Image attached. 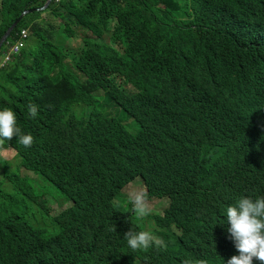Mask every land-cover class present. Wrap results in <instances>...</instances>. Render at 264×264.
Wrapping results in <instances>:
<instances>
[{
    "label": "trees",
    "instance_id": "obj_1",
    "mask_svg": "<svg viewBox=\"0 0 264 264\" xmlns=\"http://www.w3.org/2000/svg\"><path fill=\"white\" fill-rule=\"evenodd\" d=\"M46 1L0 0V40L22 12L34 10L3 45L27 32V47L11 68L0 70V108L16 113L18 127L34 143L26 148L13 138L0 145V153L7 148L18 157L11 163L0 158V264L197 260L196 250L211 234L225 235L226 209L242 196L237 185L259 164V153L243 161L226 151L237 193L216 180L197 190L210 210L205 224L175 195L178 202L164 214L150 208L147 217L137 218L123 190L141 180L148 198L165 196L159 189L164 177L200 171L181 161V140L215 123L242 129L232 121L260 117L264 13L253 0H53L35 11ZM47 17L63 19L51 23ZM144 27L160 28L158 34L178 49L161 75L149 68ZM121 36L136 41L114 60L133 93L121 82L112 84L103 65L101 51ZM68 43L80 47L67 49ZM104 81L114 85L107 102L117 114L98 94ZM29 102L38 105L35 119L27 113ZM44 210L54 215L52 231L41 226ZM130 229L150 231L167 247L134 252L124 238Z\"/></svg>",
    "mask_w": 264,
    "mask_h": 264
},
{
    "label": "clouds",
    "instance_id": "obj_2",
    "mask_svg": "<svg viewBox=\"0 0 264 264\" xmlns=\"http://www.w3.org/2000/svg\"><path fill=\"white\" fill-rule=\"evenodd\" d=\"M51 3L47 7L44 5L37 8L38 11L35 9V11H45ZM250 4L264 13V0H253ZM32 11L34 10L24 11L27 13L14 30L23 18ZM161 31L160 28L144 27L143 34H149V37L142 43L144 50L150 52L149 68L159 75L163 74L166 67L173 63L178 50L170 38L158 34ZM26 33L23 30L21 37L17 38L16 41H9L3 47L11 34L5 40L0 49V64L2 65L0 70L11 68L15 63L16 55L27 47L28 44L24 42ZM135 43V40H127L124 36H121L115 43L109 41L108 51H101L105 71L110 72L109 80L112 84L121 82L119 85H123L131 93L135 91V88L127 85V80L125 82L121 80L123 68L116 65L114 60L115 56L121 57L127 51H132ZM172 45V50L167 55V47ZM113 86L104 81V88L98 94L103 98L105 96L104 107L113 114H117L118 110L114 107L108 108L109 103L107 102V93L109 89L112 92L114 91ZM177 90L178 88L174 89V93ZM26 108L29 117L35 119L38 114V105L29 102ZM84 108L85 110H93L94 107L84 106ZM232 122L239 124L242 129L228 123H215L208 128L189 134L180 141L184 143L180 153L181 161H191L198 165L199 172L189 175L183 169L176 176L171 173L164 177L160 181L162 186L159 189H165L166 195L161 198L154 197V199H150L142 191H133L128 197L132 205V212L137 218H145L150 214L148 199L150 202H154L161 214H164L165 210L170 208L172 204L183 198L185 211L189 214L194 213L195 217L205 224L209 221L210 210L205 199L197 193V190L203 189L208 180H216L227 190L237 193L234 188V168L224 158L226 151L229 149L239 160L243 161L249 160L259 153V164L249 170L248 175L241 178L237 185L242 196L226 209L225 235L216 236L211 234V237L196 250L198 259L195 261L183 260L182 264H220L223 261H226V264H264V197L260 195L264 192V106H261L258 119ZM13 138H16L17 143L26 148L31 147L34 143L33 136L25 134L18 127L16 113L11 108H0V145L5 141H11ZM164 140L166 141V137H164ZM8 152L10 154L6 158ZM1 157L7 160L8 163L18 161V157L17 160H13L16 156L12 157L11 149L7 148L0 153ZM205 164L209 165L208 170L205 169ZM167 188H172V192H167ZM172 195L177 196L178 201L172 200ZM50 226L53 227V225ZM210 231L212 233L213 228ZM204 235L208 236L210 234ZM124 238L127 240V245L134 252L148 251L153 245L158 249L167 247L162 238L147 230L136 232L130 229L124 234ZM192 251H194L193 245L189 255Z\"/></svg>",
    "mask_w": 264,
    "mask_h": 264
},
{
    "label": "rangeland",
    "instance_id": "obj_3",
    "mask_svg": "<svg viewBox=\"0 0 264 264\" xmlns=\"http://www.w3.org/2000/svg\"><path fill=\"white\" fill-rule=\"evenodd\" d=\"M63 18H59V19H56V18H51L50 17H47V21L51 22V23H59L62 21ZM72 47L74 48H79L80 46L77 45V43L75 45H72L70 43L67 44L66 48L67 49H71ZM0 67H2V65L0 64ZM9 154L10 152H8V154L6 155V158L9 157ZM13 160H17V157H14ZM30 174L31 176H33L31 173H28ZM137 182H133L131 184H129V186H127L123 191L124 193L129 196L131 192L133 191H143V190H146L145 189V186L143 184V182L141 180H136ZM150 208H156L155 204L153 201L150 202ZM14 212L18 213V214H21L17 209H13ZM44 225H41L43 226V228L47 229L48 231H52V223H53V217L54 215H52L49 211H46L44 210ZM50 224V225H49ZM42 228V227H41ZM50 235H53V234H50Z\"/></svg>",
    "mask_w": 264,
    "mask_h": 264
},
{
    "label": "water",
    "instance_id": "obj_4",
    "mask_svg": "<svg viewBox=\"0 0 264 264\" xmlns=\"http://www.w3.org/2000/svg\"><path fill=\"white\" fill-rule=\"evenodd\" d=\"M52 0H47L46 7L51 3ZM39 9H37L38 11ZM27 12H24L11 26L10 28L6 31L2 39L0 40V49L5 40L8 38V36L11 34V32L14 30V28L18 25V23L21 21L22 17L26 14Z\"/></svg>",
    "mask_w": 264,
    "mask_h": 264
}]
</instances>
